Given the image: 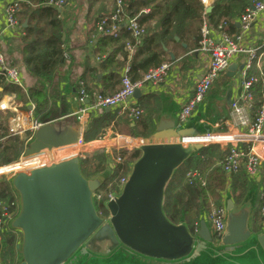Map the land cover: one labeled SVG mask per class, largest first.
<instances>
[{
    "label": "water",
    "instance_id": "1",
    "mask_svg": "<svg viewBox=\"0 0 264 264\" xmlns=\"http://www.w3.org/2000/svg\"><path fill=\"white\" fill-rule=\"evenodd\" d=\"M212 10L208 7L206 13ZM170 56L175 62V55L170 52ZM237 70L238 65L232 64L225 74L234 78ZM232 95L229 90V105ZM140 96L138 89L135 97ZM161 117L150 139L141 138L145 143L138 147L140 158L132 165L120 194L107 204L106 222L94 203V193L102 181L85 178L78 157L12 175L19 211L9 226L22 235L16 245L21 255L19 264H264V231L256 233L250 226L255 192H250L240 206L228 200L226 229L218 238L219 244L214 242L205 219L195 235L184 221L175 224L167 217L165 201L170 184L176 173L204 149L203 144H186L185 140L210 137L213 131L194 118L177 129L175 117L167 124ZM82 137L80 129L70 122H46L24 155L32 158L46 149L73 146ZM129 140L120 144H131ZM117 144L98 142L85 153ZM3 248L0 240V264Z\"/></svg>",
    "mask_w": 264,
    "mask_h": 264
},
{
    "label": "trees",
    "instance_id": "2",
    "mask_svg": "<svg viewBox=\"0 0 264 264\" xmlns=\"http://www.w3.org/2000/svg\"><path fill=\"white\" fill-rule=\"evenodd\" d=\"M123 1L129 17L137 18L145 28V36L130 62L128 53L125 51L127 42L133 41L130 34L120 27L118 35L102 36L97 28L101 19L113 15L117 0H87L86 21L88 24L90 23V26L86 29L85 36L88 43L92 41L93 36L96 38L94 57L97 60L96 64L85 68L82 77L84 88L90 96L98 90H93L89 86V82L95 84L100 82L102 87L99 93L104 95L117 93L121 89L123 70L127 64L131 66L129 73L131 79L140 81L151 69L158 68L163 63L173 64L170 52L175 55V62L183 56L194 54L201 48L204 22L211 30H218L221 24L226 23V31L230 33L231 30L236 29L234 20L241 17L257 0H217L213 4V10L208 14H205L206 7L202 0ZM69 4V0H64L62 8H58L54 5L53 0H20L16 19L23 26L27 23V27L24 28L25 35L20 39L23 57L22 69L24 73L34 79L45 80L52 77L64 63L67 41L64 39L66 36L65 25L71 19V14L66 12ZM147 10L148 12H146ZM176 38H179V42L176 41ZM182 44H186L187 48H184ZM15 69L19 70L17 67ZM18 72L20 73V70ZM100 75L102 78L99 79ZM249 76L257 78V82L252 88L254 109H257L264 105V60L259 68L255 66L249 72ZM228 81L231 82L232 79L227 77ZM213 86L206 97L212 95ZM6 88H10L16 94L17 104L21 108L25 109L30 103H34L38 116L46 110V99L40 91L27 86L23 89L8 85L6 78L0 75V98L1 89L5 90ZM101 111H103V116L96 121L94 130L84 135L85 142L103 140L110 129L118 134H124L120 130L122 125L127 127L128 132L125 134L129 136L139 135L146 138L148 132L150 134L153 132V129L145 125L144 115L140 121L133 123L125 114ZM12 117L14 116L11 113L0 112V130L8 131ZM133 124L134 126H132ZM241 149L248 151L246 145H242ZM24 151V141L19 137H8L0 145V167L18 161ZM113 152L116 157L122 159V163L114 165V167L108 163L111 157L106 149L85 153L80 158L81 171L89 180L95 179L96 174L102 173L103 167L99 169L98 167L107 163L110 174L101 179L102 185L99 189L105 200L111 193L118 190L120 180L130 173L131 165L141 155L137 149L120 148L114 149ZM228 154L229 150H222L220 145L204 147L198 155L176 173L167 190L165 201V212L173 223L178 224L184 221L194 231V225L199 221L201 215L210 211L211 202L220 203V192L225 190L227 177H229L223 166ZM94 162L98 163L97 167L92 165ZM247 162L248 160L244 159L239 171L231 178L232 198L236 204H240L252 188L257 189L262 186V183L258 184L252 179L253 177L250 178L251 176L247 175L245 166ZM8 169H3V173ZM192 169L200 173L205 182L204 186L200 181L189 184L186 175ZM259 174L264 178V167L260 168ZM9 185L7 182L0 185V199L8 204L14 200L15 196ZM1 214L0 210V217ZM262 222L264 221L255 220L253 229L256 233L260 231ZM3 243V264H14L17 256L15 236L5 237Z\"/></svg>",
    "mask_w": 264,
    "mask_h": 264
},
{
    "label": "built area",
    "instance_id": "3",
    "mask_svg": "<svg viewBox=\"0 0 264 264\" xmlns=\"http://www.w3.org/2000/svg\"><path fill=\"white\" fill-rule=\"evenodd\" d=\"M8 2L5 10L6 23L4 32L9 33L11 31L21 28V25L16 19L20 0H5ZM54 5L58 8H62L64 5L63 0H53ZM204 5H208L207 0H202ZM148 12V10L146 11ZM264 12V2L256 1L251 8H248L246 12L240 17V24L242 35L233 39L226 31V23L219 26L217 30L218 38H212L211 32L204 22L202 28L203 41L201 42V48L198 50L207 53L209 56V64L206 73L198 80L192 96L181 108L177 120V129H181L187 125V123L193 118L198 107L204 102L206 95L215 84V81L221 76L225 75L229 67L234 63L235 59L240 54L247 55L246 60L243 63V69L239 71L241 93L231 103V117L234 119V127L239 129L237 134L223 133L212 135L210 137L196 136L188 138L185 143L190 144H203L205 147L213 144L220 145L227 143V149L229 154L223 162L224 169L229 176L237 173L241 167V163L244 159L248 162L245 165L247 172L250 176L255 177L259 174L261 161L254 158V151L257 145L262 144L264 146V105L254 109V97L252 93L253 85L257 82V78L249 76V72L259 64L264 58V45L261 48H252L245 44L243 34L247 33L251 29V24L255 20L257 14ZM205 14H207L205 12ZM108 26V28H106ZM120 27H123L132 37L133 41H129L126 44V50L132 55L137 47L140 45L142 38L145 36V28L139 22L137 18L129 17L126 13L123 0H117L116 10L112 16L104 17L97 24L98 32L101 35H118ZM170 69L169 63H163L161 66L148 71L144 78L140 81H133L130 77V66H127L124 70L122 77L121 89L114 95H104L102 93H94L92 96L88 95L83 82L80 84V92L78 101L85 107L80 110L81 117H85L89 112L96 109L105 110H119L120 114H125L129 119L135 123L141 120L144 115L143 109L137 104L135 98L136 90H141L145 84L158 85L165 80L168 76ZM0 75H3L8 85L18 86L25 89L20 73L14 67L7 65L5 58L0 50ZM89 102L88 105L85 103ZM0 112L14 114V118L9 125L8 133L0 130V145L11 136L23 138L29 136L26 140L25 146L27 147L35 137V133L46 122H42L35 119L34 108L28 112L22 111L16 101V95L10 94L8 89L4 90L3 97L0 100ZM83 138V137H82ZM80 139L78 144L68 147H59L43 150L38 155L29 158V162L34 161L31 167L22 168V172L29 173L32 169L50 165L52 163H60L61 161L78 157H83L86 150L91 147V143H85L83 139ZM134 140V146L138 147L145 142L140 139L141 142L137 143ZM208 139H211L208 141ZM242 145H250L248 151L241 149ZM25 147V148H26ZM21 160L16 162L17 165L22 164ZM115 162L117 164L122 163V159L116 157ZM8 167V166H7ZM5 167H0L2 170ZM21 170H18L21 172ZM15 170L13 173H3L0 171L1 176L8 174L9 179L12 175L18 173ZM129 176V174H128ZM128 176L121 179L118 190L111 193L108 199H104L103 194L97 190L94 193V203L96 209L103 219V222L109 220V213L107 211V204L113 200L123 189ZM189 184H193L194 181H200L202 185H205L200 173L197 170H191L186 175ZM260 215L264 219V189L260 196ZM0 210L2 211L0 217V240H4L9 235H14L16 238V245L21 243L22 235L18 230L10 228L9 223L16 217L19 211V197L16 193L14 200L7 204L0 200ZM107 211V212H106ZM226 206L224 205H212L209 212H207L205 218L210 223V230L213 235L214 241H218L220 235L226 229ZM199 223L194 227L193 234L197 235L199 231ZM20 259L14 264H19Z\"/></svg>",
    "mask_w": 264,
    "mask_h": 264
},
{
    "label": "crops",
    "instance_id": "4",
    "mask_svg": "<svg viewBox=\"0 0 264 264\" xmlns=\"http://www.w3.org/2000/svg\"><path fill=\"white\" fill-rule=\"evenodd\" d=\"M69 1L70 4L67 7L66 12L71 14V19L65 25L66 36L64 39L67 40L65 44L66 56L63 65L52 77L45 80H37L24 73L22 69L23 57L21 54L20 39L22 38V36L25 35V27L21 25V28L17 30L11 31L9 33L4 32L6 23L5 10L8 4V2L5 0H0V48L4 55L7 65L14 68L17 67L20 70V75H22L24 82H27L26 86L28 88H35L36 90L40 91L41 95H43L46 99V110H44L39 116L35 113V119H38L42 122H51L55 124L70 122L73 126H77L80 129L83 135L82 139L84 140V135L91 133L95 128L96 121L103 116V111H101L100 109H96L94 111L89 112L87 116L81 117L80 110H82L85 106L78 101V89L80 87L79 82H83L82 77L85 73V68L96 64L95 62H97L96 58L94 57V50L96 49V38L93 36L91 39L92 41L88 43L85 36L86 29L88 28V26H90V23L88 24V22L86 21L87 0ZM207 1L208 5H205L206 9L208 7H213V4L217 0ZM257 1L264 2V0ZM234 23L236 25V29L231 30L230 33L232 35L229 33V35L233 39L242 35L240 17L235 19ZM209 30L211 32L210 35L212 38H218L217 30H211L210 28ZM243 37L245 40V44L251 46L254 49L261 48L264 45V12L257 14L255 20L251 24L250 31L243 34ZM125 51L128 53V61L130 62L135 52L130 55L126 48ZM246 58L247 55L245 54L238 55V57L233 63L238 65L236 76L234 78L229 77L230 79H232L231 82H227L228 76L226 74L223 77L221 76L220 79L213 86V90L211 93L212 95H208V98L206 97L204 102L198 107L195 115L193 116V118L199 121L200 123H206V125H209L212 128L214 135L228 132L236 134L237 132H239V129L234 127V119L231 117V105L228 104L226 97L228 91L231 90L233 92V102L236 97L239 96V94L241 93L239 67L243 66V63ZM263 60L264 58L259 64H256L255 66L259 68ZM208 64V54L201 51L198 52L197 50L194 54L183 56L178 59L177 62H173V64H170L168 76L162 83L158 85L145 84L144 87H142V89L140 90V98L138 99L135 97L134 99L144 111L143 121L145 122V125H148L151 129H153V132L151 134L150 132H148L149 134L146 138H143L139 135L129 136L125 134L128 132V129L125 125H122L120 127V130L122 131L121 133L124 134H118L116 131H112V129H110L107 133V136L103 140L84 142L91 143V145L103 141L106 143H110L112 141L119 142L120 144L124 139H130L134 142V140L137 138H143L148 141L150 139V136L155 132L161 116V122H163L164 124L169 123V120L172 117H175L176 120H178V115L181 111L182 106L186 104L192 96L198 80H200V78L206 73L208 69ZM127 66H130V64H127L126 67ZM126 67L124 68V70L126 69ZM100 78H102V75H100L99 79ZM89 86L93 90H98V92L102 87L100 82L98 84L89 82ZM6 89L10 91V94H14L10 90V88ZM226 89H228L227 92ZM3 92L4 90L2 91L0 100L3 97ZM95 93H97V91ZM208 101L210 102L209 104H207ZM85 104L88 105L89 102ZM19 108L25 112H28L32 108H35L36 112V105L34 103H30L28 107H25V109L21 108L20 106ZM212 108H215L218 112L210 114L209 109ZM104 111L107 112L106 110ZM110 112L120 114L119 110H110L108 113ZM12 115L15 116L14 114ZM132 126H134V124ZM210 140L211 139H209V141ZM138 142L139 141L137 140V143ZM149 142L153 143L152 141ZM133 144H128L130 145L128 146L122 143L119 147H109L110 145H108V147L103 148L106 149V152L109 153V156L111 157L110 160H113V163H110L112 167H114V165H117V163L115 162L116 157L114 156L115 153L113 152V150L115 148H127L129 150H138L139 146L135 147ZM246 146L250 147V145ZM221 148L222 150H227V146L225 145L221 146ZM254 158L261 161V166L264 167V146L262 144L257 145V148L254 151ZM19 168L20 165L13 164L10 165L9 169L7 168V171H4L5 173L11 174L16 169L18 171ZM231 177L232 176L227 177L228 180L225 190L220 192V203L215 204L214 202H211V206L213 204L227 206L228 200H233L231 192ZM250 178H252V176ZM252 179H254L258 184L262 183V186L260 188H252L248 192V194L250 192L256 193L254 211L250 219V226L251 229L254 231L253 226L255 224V220L258 219L264 221V219L260 215V196L264 189V178L262 175L258 174ZM11 181L12 179L11 177L9 179L8 174L0 177V185L4 182H7L8 184H10L9 187L12 193L16 195V192L12 187ZM248 194L245 196V198L248 196ZM243 201L240 204H236L233 200V202L237 206H240ZM206 214L207 213H203L199 221H197L195 225L199 223L200 226L201 220L205 219L207 225L210 227L209 221L207 220V218H205ZM261 225V229L258 233L264 231V222H262ZM214 242L219 244V241Z\"/></svg>",
    "mask_w": 264,
    "mask_h": 264
},
{
    "label": "rangeland",
    "instance_id": "5",
    "mask_svg": "<svg viewBox=\"0 0 264 264\" xmlns=\"http://www.w3.org/2000/svg\"><path fill=\"white\" fill-rule=\"evenodd\" d=\"M64 1V0H63ZM19 23V22H18ZM20 24V23H19ZM21 25V24H20ZM11 67V66H10ZM21 77H22V75H21ZM22 82H23V85H24V87H26V83L24 82V79H23V77H22ZM210 96V95H209ZM208 96V97H209ZM207 97V98H208ZM208 100V99H207ZM210 102L208 101L207 102V104H209ZM209 111H210V114L212 113H216V112H218L215 108H212V109H209ZM34 112H35V108H34ZM87 116V115H86ZM14 117H12L11 119H10V122H9V124H11V120L13 119ZM35 118H36V115H35ZM7 132V131H6ZM8 133V132H7ZM238 133V132H237ZM236 133V134H237ZM230 134H233V133H230ZM27 138H29V136H24L23 138H20L22 141H24V143L26 144V140H27ZM129 141H131V140H129ZM132 144H133V141H132ZM126 145H128V144H126ZM213 144H211V145H209V146H212ZM222 145H225V146H227V143H224V144H222ZM120 146V144H117V146L116 147H119ZM128 146H130V145H128ZM26 147V146H25ZM205 147V146H204ZM116 149V148H115ZM87 154H89V152H87ZM115 156V155H114ZM21 157H22V155H21ZM21 157L19 158V160H21ZM91 158H93L94 156H90ZM116 157V156H115ZM18 160V161H19ZM18 161H16V162H18ZM16 162H14V163H12V164H10V165H13V164H16ZM108 163H113V160H109V162ZM10 165H7V166H10ZM92 165H94V167H97L98 166V163L97 162H94ZM7 166H4V167H7ZM103 167V169H104V171L102 172V173H99V174H96L95 175V179H104L105 178V176L106 175H108V174H110V169H109V167H108V165H107V163H104V165L103 164H101L99 167H98V169L99 168H102ZM17 170V169H16ZM22 171V170H21ZM19 172V171H18ZM99 190V189H98ZM17 250V249H16ZM17 252V256H16V258H15V260H14V263L15 262H17V259L19 260L20 258H21V255H20V253H19V251L17 250L16 251Z\"/></svg>",
    "mask_w": 264,
    "mask_h": 264
},
{
    "label": "bare ground",
    "instance_id": "6",
    "mask_svg": "<svg viewBox=\"0 0 264 264\" xmlns=\"http://www.w3.org/2000/svg\"><path fill=\"white\" fill-rule=\"evenodd\" d=\"M50 6V5H49ZM64 8V7H63ZM120 34V33H119ZM110 36V35H109ZM201 45V44H200ZM131 67V66H130ZM162 83V82H161ZM25 92V91H24ZM36 113V112H35ZM138 141L139 142H141L140 141V139H138ZM208 141H209V139H208ZM29 158H26V157H24L23 159H22V164L20 165V168H19V170H21L22 168H27V167H31L32 165H33V162L34 161H31V162H29ZM8 167H10V166H8ZM8 167H5V168H8ZM5 168H3V169H5ZM2 169V170H3ZM2 170H0V171H2ZM0 174H2L1 172H0ZM232 178V177H231ZM12 189V188H11ZM14 191V190H13ZM14 195V194H13Z\"/></svg>",
    "mask_w": 264,
    "mask_h": 264
}]
</instances>
